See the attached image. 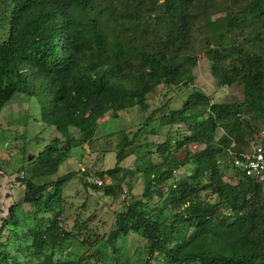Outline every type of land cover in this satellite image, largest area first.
Listing matches in <instances>:
<instances>
[{
    "label": "trees",
    "instance_id": "16d2710c",
    "mask_svg": "<svg viewBox=\"0 0 264 264\" xmlns=\"http://www.w3.org/2000/svg\"><path fill=\"white\" fill-rule=\"evenodd\" d=\"M219 14L224 26L214 31ZM254 45L258 51L249 50ZM201 53L219 87L242 85L240 102L215 103L196 89ZM159 86L179 90L181 106L167 101L149 111ZM17 94L35 99L39 121L57 135L36 158L23 156L37 166L15 179L19 201L6 196L0 264H81L84 256L93 264H264V193L231 167L255 132L250 115L264 118V0H0V113ZM134 108L142 125L131 137L126 129L108 134L120 137L115 165L93 174L115 183L98 186L86 181L88 170L80 173L85 187L118 198L126 175L138 172L142 193L124 196L107 235L71 259L64 246L81 236L86 244V221L64 227L62 188L78 172L35 179L56 174L74 148L89 147L106 114ZM163 127V141H139ZM130 156L136 171L119 166ZM186 165L191 171L177 178ZM228 167L235 182L226 179ZM129 236L143 240L130 255Z\"/></svg>",
    "mask_w": 264,
    "mask_h": 264
},
{
    "label": "rangeland",
    "instance_id": "374dc122",
    "mask_svg": "<svg viewBox=\"0 0 264 264\" xmlns=\"http://www.w3.org/2000/svg\"><path fill=\"white\" fill-rule=\"evenodd\" d=\"M119 5V4H118ZM120 8V6H118ZM213 23L211 29L218 31L224 26V16L222 14L212 17ZM241 41V38L239 39ZM249 50L258 51L259 47L254 45ZM197 65L193 70L194 86L198 91L210 97L215 103H233L240 102L243 98L242 85L234 84L230 87H219L217 81L210 72V63L201 53L198 55ZM179 90H168L163 86H159L153 93L149 95L148 102L150 105L149 111L159 108L169 101V105L174 109L181 106L184 100V95H180ZM34 98H29L23 94H17L10 105L6 106L0 113V163L3 177L0 180V218L7 214V207L10 199L6 198L8 194L13 196L14 201H19L23 188L15 179L22 175L29 176L33 169L36 168L37 162L27 164L24 161V155L28 157V161L36 158L43 151L50 139L56 136L53 128L45 127L39 121V105L34 102ZM36 104V105H35ZM144 114L138 109L120 112L118 117L114 118L111 114H106L103 122L98 126L96 131V139L88 147L80 146L72 150L70 157L66 159L59 167L56 174L48 177L36 178L37 184L48 183L54 181L57 177L67 174L68 172H78L77 176L66 182L62 188V196L65 201L62 224L68 229H73L83 221H86L83 229L84 239L86 244L80 239L67 241L64 249L66 254L71 259L86 255L87 245H94L96 239L100 236L105 237L113 227V214L119 211L123 205L124 196L138 197L143 190V180L140 173L136 172L132 175L127 174L125 181L122 182L123 192L118 198L105 196L102 192H95L89 186L85 187L81 182V173L83 170H88L91 176L87 178L88 183L93 180L97 181L98 186L109 185L115 183L111 179L93 178L95 172L105 171L113 168L115 165V153L118 150L120 137L118 134L107 136L110 133L121 131L131 137V135L142 125ZM250 125L255 129L252 136L256 135L260 130L264 129V118L260 115H250ZM45 127V129H44ZM157 122H153L149 128H156ZM176 130V128L174 129ZM159 134L156 136H144L139 139L140 142H148L155 144L163 141L168 129H158ZM173 136L179 137L180 133ZM251 136V137H252ZM250 137V138H251ZM245 147V146H244ZM24 152H23V150ZM246 151L249 147L246 146ZM152 150H154L152 148ZM134 157L130 156L119 164L122 169L136 171L133 165ZM191 171L190 165H186L175 172V176L182 177ZM129 172V170H128ZM125 172L120 171L118 178L123 176ZM226 179L235 182L237 177L231 167L224 170ZM93 179V180H92ZM94 182V181H93ZM154 199L156 197L154 196ZM20 211H28L25 204H20ZM29 212V211H28ZM96 240V241H95ZM141 238L129 236L126 242V248L129 255L135 247L142 246ZM71 263V262H70ZM81 264H93V260L83 257ZM96 264H100L99 261ZM153 264H168L163 259L153 261Z\"/></svg>",
    "mask_w": 264,
    "mask_h": 264
},
{
    "label": "built area",
    "instance_id": "2783aa9c",
    "mask_svg": "<svg viewBox=\"0 0 264 264\" xmlns=\"http://www.w3.org/2000/svg\"><path fill=\"white\" fill-rule=\"evenodd\" d=\"M231 167L261 186L264 193V129L249 142V151L231 160Z\"/></svg>",
    "mask_w": 264,
    "mask_h": 264
}]
</instances>
